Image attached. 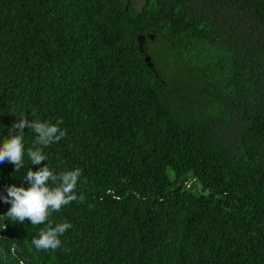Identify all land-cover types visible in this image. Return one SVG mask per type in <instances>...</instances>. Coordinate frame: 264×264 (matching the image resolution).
Returning <instances> with one entry per match:
<instances>
[{
  "label": "trees",
  "instance_id": "trees-1",
  "mask_svg": "<svg viewBox=\"0 0 264 264\" xmlns=\"http://www.w3.org/2000/svg\"><path fill=\"white\" fill-rule=\"evenodd\" d=\"M19 115L67 135L34 165L25 128L0 197L48 165L85 201L37 250L0 198V264H264V0H0V142Z\"/></svg>",
  "mask_w": 264,
  "mask_h": 264
},
{
  "label": "clouds",
  "instance_id": "clouds-1",
  "mask_svg": "<svg viewBox=\"0 0 264 264\" xmlns=\"http://www.w3.org/2000/svg\"><path fill=\"white\" fill-rule=\"evenodd\" d=\"M19 116L21 119L13 124L7 138L0 142V164L5 162L14 164L15 172H19L24 167L23 134L25 128L31 129L35 133L33 145L27 149L30 162L34 165H39L47 160L43 152L44 148L53 143H59L67 135L66 131L60 127L63 123L62 119L52 123L41 121L39 118L29 120L26 116ZM32 116L35 117L36 113L33 112ZM81 176L80 168L66 170L59 174L54 173L48 165L37 171L29 168L23 178L29 187L8 186L6 188L7 195L0 197L5 203L11 204L6 218L21 223L27 219L32 225H46L39 231L38 237L31 241L37 250H56L61 246L60 237L72 225L65 221L53 226L49 217L73 201L79 203L85 201V196L77 195L75 191ZM11 252L15 256V247L11 249ZM21 264H23L22 261Z\"/></svg>",
  "mask_w": 264,
  "mask_h": 264
},
{
  "label": "rangeland",
  "instance_id": "rangeland-1",
  "mask_svg": "<svg viewBox=\"0 0 264 264\" xmlns=\"http://www.w3.org/2000/svg\"><path fill=\"white\" fill-rule=\"evenodd\" d=\"M134 3H135L136 5H139V4L141 3V0H134ZM150 48L155 52L156 56H158L159 62L162 63V62H161V57H160V52H159V50H158V47H157V46H153V47H150ZM155 63H156V67H157V69L160 71V69H159L160 64H159V66H158L157 61H155ZM168 172L170 173V170H168Z\"/></svg>",
  "mask_w": 264,
  "mask_h": 264
},
{
  "label": "water",
  "instance_id": "water-1",
  "mask_svg": "<svg viewBox=\"0 0 264 264\" xmlns=\"http://www.w3.org/2000/svg\"><path fill=\"white\" fill-rule=\"evenodd\" d=\"M145 60L147 61V63H148L149 66L152 65V63H151V61H150V56L146 55V56H145Z\"/></svg>",
  "mask_w": 264,
  "mask_h": 264
}]
</instances>
